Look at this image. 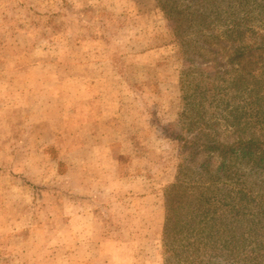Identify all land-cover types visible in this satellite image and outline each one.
<instances>
[{
    "label": "rangeland",
    "instance_id": "rangeland-1",
    "mask_svg": "<svg viewBox=\"0 0 264 264\" xmlns=\"http://www.w3.org/2000/svg\"><path fill=\"white\" fill-rule=\"evenodd\" d=\"M176 35L157 0H0V264H167L212 110Z\"/></svg>",
    "mask_w": 264,
    "mask_h": 264
},
{
    "label": "trees",
    "instance_id": "trees-1",
    "mask_svg": "<svg viewBox=\"0 0 264 264\" xmlns=\"http://www.w3.org/2000/svg\"><path fill=\"white\" fill-rule=\"evenodd\" d=\"M157 1L189 70L199 60L211 82L194 94L209 130L176 138L167 264H264V0Z\"/></svg>",
    "mask_w": 264,
    "mask_h": 264
}]
</instances>
